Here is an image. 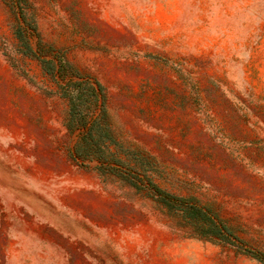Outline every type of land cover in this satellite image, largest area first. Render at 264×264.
<instances>
[{
	"label": "rangeland",
	"instance_id": "1",
	"mask_svg": "<svg viewBox=\"0 0 264 264\" xmlns=\"http://www.w3.org/2000/svg\"><path fill=\"white\" fill-rule=\"evenodd\" d=\"M0 264H264V0H0Z\"/></svg>",
	"mask_w": 264,
	"mask_h": 264
},
{
	"label": "trees",
	"instance_id": "2",
	"mask_svg": "<svg viewBox=\"0 0 264 264\" xmlns=\"http://www.w3.org/2000/svg\"><path fill=\"white\" fill-rule=\"evenodd\" d=\"M76 83L74 86H79V84ZM80 91V90H79ZM69 98L71 99L72 108H71V117L72 119H69V127L72 131L80 130L83 131L79 134L80 140L77 142L73 149V157L77 161H84V160H97L101 162L102 164L109 165L110 163L108 161L107 156L104 154V149L102 147H99L100 153H96L93 150V147L97 146V141L99 139L102 140V142H106V140L109 138V132L108 129L104 126H98L97 129H95V124L90 125L88 121L85 119H76V110L79 109L78 103L76 101H80L83 97V95L79 92L78 94L71 93L68 94ZM97 150V149H96ZM108 162V163H107ZM157 193L161 196L163 200L166 202H169L171 204H184V202L179 201L175 199L173 196L165 194L163 191L158 190ZM195 209L194 207H192ZM197 210V209H195Z\"/></svg>",
	"mask_w": 264,
	"mask_h": 264
}]
</instances>
